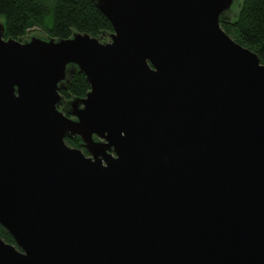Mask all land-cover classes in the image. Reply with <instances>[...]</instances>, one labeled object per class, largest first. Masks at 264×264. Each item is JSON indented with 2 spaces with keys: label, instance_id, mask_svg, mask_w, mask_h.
<instances>
[{
  "label": "water",
  "instance_id": "1",
  "mask_svg": "<svg viewBox=\"0 0 264 264\" xmlns=\"http://www.w3.org/2000/svg\"><path fill=\"white\" fill-rule=\"evenodd\" d=\"M90 1L106 38L0 17V264H264V64L221 28L241 0Z\"/></svg>",
  "mask_w": 264,
  "mask_h": 264
},
{
  "label": "trees",
  "instance_id": "2",
  "mask_svg": "<svg viewBox=\"0 0 264 264\" xmlns=\"http://www.w3.org/2000/svg\"><path fill=\"white\" fill-rule=\"evenodd\" d=\"M0 17L5 23V38L12 39L22 38L31 29L57 40L68 39L73 33L106 38L113 32L111 24L90 0H0ZM221 28L237 43L255 52L264 64V0H241L236 17L221 24ZM69 81L68 88L60 91L63 99H83L89 90L84 76L75 73ZM65 142L81 148L77 137ZM0 238L15 245L1 226Z\"/></svg>",
  "mask_w": 264,
  "mask_h": 264
},
{
  "label": "rangeland",
  "instance_id": "3",
  "mask_svg": "<svg viewBox=\"0 0 264 264\" xmlns=\"http://www.w3.org/2000/svg\"><path fill=\"white\" fill-rule=\"evenodd\" d=\"M240 1V0H239ZM238 9H236V11H237ZM234 16H232V18H233ZM33 34L34 35H39V33L37 32V31H34L32 34H28L27 35V37H30V36H33Z\"/></svg>",
  "mask_w": 264,
  "mask_h": 264
}]
</instances>
